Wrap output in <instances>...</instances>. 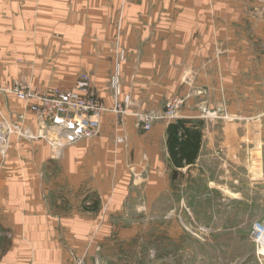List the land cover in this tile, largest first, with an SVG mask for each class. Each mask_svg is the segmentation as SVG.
Returning <instances> with one entry per match:
<instances>
[{"label":"crops","instance_id":"1","mask_svg":"<svg viewBox=\"0 0 264 264\" xmlns=\"http://www.w3.org/2000/svg\"><path fill=\"white\" fill-rule=\"evenodd\" d=\"M21 1L0 0V83L20 77L35 88L53 86L41 83L35 68L22 73ZM49 1L53 7L39 13L47 16L40 30L60 23L64 59L77 48L78 63L95 65L87 69L92 90L110 109L109 82L123 52L120 101L129 98L130 114L105 113L99 137L59 152L43 140L10 138L0 156V229L10 237L1 264H64V237L77 246L85 239L81 226L92 202L116 205L119 192L148 190L151 177H168L172 169L202 174L210 167L224 177L244 161L247 177L264 186V9L255 0ZM173 98L183 101L178 119L202 122L199 158L182 169L169 156L170 121L144 131L134 115L163 114ZM204 111L214 117L201 119ZM23 115L36 130L23 103L0 96V122L21 123ZM221 187L231 190L225 182Z\"/></svg>","mask_w":264,"mask_h":264},{"label":"rangeland","instance_id":"2","mask_svg":"<svg viewBox=\"0 0 264 264\" xmlns=\"http://www.w3.org/2000/svg\"><path fill=\"white\" fill-rule=\"evenodd\" d=\"M21 6L22 73L35 68L41 83L58 87L69 81L76 83L81 75H88L93 85V72L87 69L95 65L78 63L77 48L67 61L64 59L60 23L40 30L46 25L47 16L39 13L53 7V3L22 0ZM33 27L34 31H29ZM123 60L121 52L110 86L117 73L121 79ZM14 82L32 85L31 80L20 77ZM13 83L5 87L0 83V88H10ZM1 95L14 97L8 93ZM201 114L205 120L214 117V113L207 111ZM121 126L116 128V137L126 139ZM241 163L244 161L235 162L230 173L225 169V179L216 168L209 167L202 174L172 169L168 177H151L148 190L144 186L139 191L119 192L116 205L107 199L101 201L99 208L92 202L89 208L93 210H87L86 222L81 226L85 239L77 246L64 237L62 261L64 264H264V253L258 251L252 238L253 228L264 223V186L251 181ZM224 182L231 190L221 189ZM216 183L219 185L215 186ZM94 219L96 224L92 223ZM9 238V233L0 229V264Z\"/></svg>","mask_w":264,"mask_h":264},{"label":"built area","instance_id":"3","mask_svg":"<svg viewBox=\"0 0 264 264\" xmlns=\"http://www.w3.org/2000/svg\"><path fill=\"white\" fill-rule=\"evenodd\" d=\"M255 1L264 9V0ZM111 88L115 95L112 109L106 107L92 92L88 75H81L72 89L58 86L35 88L20 82H14L12 87L7 89L0 88V93L13 95L18 102L23 103L28 114L32 115L37 123L36 130H32L25 125V115L21 123L0 122V156L4 158L7 155L12 136L26 140H43L56 152L83 140L99 137L105 113L113 112L121 117L120 119L130 114L129 98L120 101L122 85L118 73L112 79ZM182 104V100L173 98L168 102L163 114H134L137 117L136 127L150 131L155 121H174L178 119ZM117 141L123 143L125 138L118 137ZM252 238L258 251L264 253V223H259L253 228Z\"/></svg>","mask_w":264,"mask_h":264},{"label":"trees","instance_id":"4","mask_svg":"<svg viewBox=\"0 0 264 264\" xmlns=\"http://www.w3.org/2000/svg\"><path fill=\"white\" fill-rule=\"evenodd\" d=\"M202 122L176 119L167 129V145L172 164L177 169L196 164L203 140Z\"/></svg>","mask_w":264,"mask_h":264},{"label":"water","instance_id":"5","mask_svg":"<svg viewBox=\"0 0 264 264\" xmlns=\"http://www.w3.org/2000/svg\"><path fill=\"white\" fill-rule=\"evenodd\" d=\"M220 114H224V111H223V110H221V111H220Z\"/></svg>","mask_w":264,"mask_h":264}]
</instances>
